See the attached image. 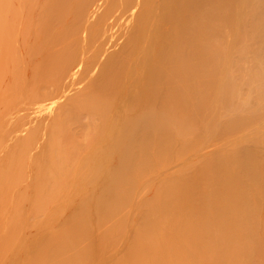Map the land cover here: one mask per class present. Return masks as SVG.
Returning <instances> with one entry per match:
<instances>
[{"label": "bare ground", "instance_id": "1", "mask_svg": "<svg viewBox=\"0 0 264 264\" xmlns=\"http://www.w3.org/2000/svg\"><path fill=\"white\" fill-rule=\"evenodd\" d=\"M63 1L47 0L43 9L59 11ZM152 1L72 0L80 11L76 17L85 16L72 35L99 27L104 20H90L100 11L109 18ZM106 28H99L103 34L95 41L105 55L97 54L76 80L86 79L87 108L112 112L113 119L88 154L86 173L69 187L87 191L78 212L63 222L60 242H49L41 260L89 262L96 250L126 241L121 231L135 224L124 253L112 264H264V164L256 147L242 146L264 143V0H172L129 12ZM114 37L123 41L110 47ZM214 139L225 143L199 159ZM31 142L25 146L39 159L35 175L44 181L51 167L44 155L49 143ZM171 168L182 175L179 170L165 177ZM236 175L242 180L233 179ZM136 185L155 186L157 196L133 203ZM115 189L114 200L104 195ZM91 201L99 206L94 215L88 211ZM100 222L108 231L85 256L81 245L87 234L77 227Z\"/></svg>", "mask_w": 264, "mask_h": 264}, {"label": "rangeland", "instance_id": "2", "mask_svg": "<svg viewBox=\"0 0 264 264\" xmlns=\"http://www.w3.org/2000/svg\"><path fill=\"white\" fill-rule=\"evenodd\" d=\"M112 1L106 0L108 4ZM46 2L47 0H0V170L3 166L6 168L3 183L0 182V264H50L52 258L50 261L41 260L43 249L49 242L51 246L60 242L59 236L65 229L63 222L66 223L67 219L78 212L77 205L87 192L69 187L86 173L84 162L96 147L101 133L113 119L112 112L104 113L102 110L87 108L91 104V98L84 93L86 79L76 80L82 69L90 68L92 62L99 59L97 54L105 55L106 50L95 44L103 34L98 33L99 28L108 27V30L111 23H118L126 18L129 12L143 13L158 4L170 5L172 0H153L147 6H129L128 10L113 14L109 18H105L100 11V17L95 16L90 20H104L99 27L73 35L74 29L82 26L85 16L76 17L80 11H74L72 0L63 1L59 11H51L49 8L44 10L43 5ZM156 24H162L163 28L168 27L162 21ZM122 41V38L114 37V44L110 47L121 44ZM236 55L238 54L235 53ZM249 64L251 63L247 65ZM38 108L40 110H37ZM37 112H40L38 116ZM263 127L261 130L264 132ZM17 139L20 140L19 144H16ZM31 140V143H49L44 155L51 167L44 181L35 175V170L40 165L39 159L32 148L25 146V143ZM222 141L223 139H214L202 147L203 152L200 153L202 155L199 159L211 155V150V153H214V147L218 149L223 146L225 142ZM217 143L219 145H216ZM263 144L255 146L254 143L252 145L245 142L242 146H253L250 148L252 150L256 147L260 161L264 164ZM12 150L17 152V155L10 158ZM207 152L209 154L202 157ZM113 165L114 160L111 163V166ZM176 169L171 168L172 174L169 170L165 177L178 175L177 171L180 169ZM241 177L236 175L233 179L239 181L242 180ZM133 190L130 193L133 203L139 201L138 197L148 203L157 196L155 186L140 189L136 185ZM117 192L116 189L106 190L104 195L114 200ZM90 193L95 194L92 191ZM96 205L98 204L93 201L89 203V215L96 214L99 209ZM101 223L90 224L85 228L77 227L79 232L87 234L86 241L83 240V244V241L80 242L81 246L86 247L83 249V255L90 256L91 244L108 231L107 226ZM110 223L108 225L104 222L108 226L112 224ZM130 228L121 231L128 239L132 233ZM103 230L104 234H101ZM127 238L126 241L121 240L126 243ZM119 242L109 246V249L106 248L102 251L104 253L96 250V254L93 253L95 256H92L89 262L85 263L82 258L77 264H112L121 258L126 249V244L120 240ZM121 243L125 247L121 246ZM50 245L48 244L49 247ZM81 246L75 249H82ZM69 250L71 253L76 252ZM64 251L65 255L71 256L67 250ZM107 253L113 255L109 256ZM65 255L59 256V259L63 256L66 260ZM102 258L106 263L102 262ZM111 259L112 262H109Z\"/></svg>", "mask_w": 264, "mask_h": 264}]
</instances>
